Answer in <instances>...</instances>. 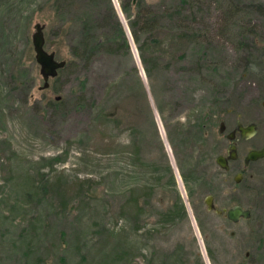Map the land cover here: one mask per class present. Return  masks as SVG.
<instances>
[{
  "label": "rangeland",
  "instance_id": "obj_1",
  "mask_svg": "<svg viewBox=\"0 0 264 264\" xmlns=\"http://www.w3.org/2000/svg\"><path fill=\"white\" fill-rule=\"evenodd\" d=\"M256 4L0 0V264H264V159L242 163L264 145ZM146 7L154 23L134 42L129 18ZM35 24L65 63L46 89ZM237 123L256 133L222 171ZM205 196L250 218L207 212Z\"/></svg>",
  "mask_w": 264,
  "mask_h": 264
},
{
  "label": "water",
  "instance_id": "obj_2",
  "mask_svg": "<svg viewBox=\"0 0 264 264\" xmlns=\"http://www.w3.org/2000/svg\"><path fill=\"white\" fill-rule=\"evenodd\" d=\"M33 34L31 35V46L34 53V61L39 67V75L42 78V89L48 87L47 80L56 77L57 72L61 70L65 63L63 61H56L53 54L47 53L43 49V35L42 26L35 24L33 26ZM262 107H264V102H262ZM256 125L251 123L246 126H242L239 123L236 124L235 129L226 135L227 141L230 142V146L227 149V156L218 155L215 157L214 162L216 166L222 171H227V161H233L236 159V149L233 142L234 132H237L240 140H247L255 134ZM224 130L223 126L220 125L219 132ZM264 159V145L259 149L249 150L246 152L242 158V163L246 166L250 162H255L257 160ZM241 174L237 173L233 177V182L237 184L240 180ZM203 204L207 212H213L216 215H222L224 218L235 224L240 220H248L250 218V212L247 209H242L239 206H232L227 210H217L213 205V199L211 196H205L203 199Z\"/></svg>",
  "mask_w": 264,
  "mask_h": 264
},
{
  "label": "trees",
  "instance_id": "obj_3",
  "mask_svg": "<svg viewBox=\"0 0 264 264\" xmlns=\"http://www.w3.org/2000/svg\"><path fill=\"white\" fill-rule=\"evenodd\" d=\"M251 10H248L250 9ZM123 11L124 8L122 7ZM249 12L251 13H257V14H261L264 18V8L258 4L256 5H251L249 7L246 8ZM145 13L143 14V10H137L136 14L129 18L128 21V29L130 31V34L132 36V39L134 42H137V36H136V30H138L141 33H146L148 31L151 30L152 25L154 23V19L151 17V13L149 11V8L146 7L145 8ZM226 20L228 22H233L235 20V16H238L241 13V10L237 9L236 5H228L227 9H226ZM138 51H139V58H140V63L142 65V70L144 75L146 76V78H150V69L148 68V62L145 59L143 53H142V49L141 47H137ZM184 183L186 184V181L184 180ZM176 211H172L171 214L172 215H178L181 216V214H183V209L181 206L175 207ZM201 228V225H200ZM207 254L208 257L212 259L211 257V252L210 250L207 249Z\"/></svg>",
  "mask_w": 264,
  "mask_h": 264
},
{
  "label": "flooded vegetation",
  "instance_id": "obj_4",
  "mask_svg": "<svg viewBox=\"0 0 264 264\" xmlns=\"http://www.w3.org/2000/svg\"><path fill=\"white\" fill-rule=\"evenodd\" d=\"M234 129H235V127H234ZM234 129H233V130H234ZM233 130H232V131H233ZM255 133H256V128H255ZM254 135H255V134H254ZM254 135H253V136H254ZM253 136H252V137H253ZM236 138H237V139H236ZM235 140H236V141H237V140H240V137H239V135H238L237 132H234V139H233V142H234V145H235V149H236V144H235L236 141H235ZM241 141H243V140H241ZM262 146H263V145H262ZM262 146H261V147H262ZM226 156H227V155H226ZM226 156H224V157H226ZM236 159H237V154H236ZM236 159H235V160H236ZM235 160H233V161H235ZM228 162H231V161H227V167H228ZM228 168H229V167H228ZM227 170H228V169H227Z\"/></svg>",
  "mask_w": 264,
  "mask_h": 264
}]
</instances>
